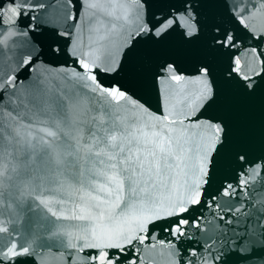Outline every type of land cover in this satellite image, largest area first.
Here are the masks:
<instances>
[{
    "label": "snow or ice",
    "instance_id": "snow-or-ice-1",
    "mask_svg": "<svg viewBox=\"0 0 264 264\" xmlns=\"http://www.w3.org/2000/svg\"><path fill=\"white\" fill-rule=\"evenodd\" d=\"M148 6L147 0H65L64 7L70 9L67 14L70 21L80 22V14L87 12L90 19L96 17L101 23L102 17L122 22L120 39L113 44L116 53L124 49L119 61L113 50L107 48L94 59L87 60L91 53L78 54V46H73L71 51L55 43L45 46L38 35L29 36V32L25 31L22 34L29 36L32 52L19 61L11 74L0 77V156L6 147L15 149L16 155L38 156L39 170L30 178L49 193L47 199L36 197L39 204L57 220L85 222L75 235L71 232L53 234L71 237L68 247L83 253L78 259L70 257L67 264H137L138 260L139 264H145L139 257L138 246L153 239L152 233L158 226L170 233L174 241L184 237L189 224L186 214L191 206L202 203L204 188L209 183L212 154L222 140L224 129L219 123H202L200 119L201 111L210 108L216 97L209 80L208 65H201L194 78L180 74L175 62H165L157 68V84L175 81L178 85L199 86L195 92L184 94L178 101L181 105L178 113H168L163 117L152 113L146 101L141 102L119 81L105 83V77L124 71L137 37L147 34L159 37L181 29L186 38L192 39L199 37L204 30V25L193 14L190 2L185 3L183 12L177 10L159 21L142 15V10ZM44 7L39 3L28 4L27 0L20 3L17 0H0V25L5 21L6 12L11 13L7 19L15 25L19 18L28 16L29 10ZM230 11L242 27L254 32L256 13L248 11L244 0L233 4ZM260 15L264 16V0H261ZM28 19L31 21L35 17L28 16ZM133 24L135 28L130 27ZM24 27L33 33L41 28L31 24ZM43 27L56 36L70 34L60 31L58 25L51 21ZM75 27L73 23L72 28ZM90 31L100 32V28L94 27ZM114 31L116 25L112 24L99 40L111 39L109 33ZM237 43L238 37L230 30L220 25L211 28L210 46L231 51ZM251 55L264 68V59H261L264 52L253 50ZM62 56L75 57L78 70L74 69L72 76L82 81L81 91L66 93L63 98L49 101L44 91L37 87L26 102L19 94L18 85L22 83L17 79L19 72L27 69L25 75L30 76L37 71L38 64L47 65ZM49 57L52 61L47 59ZM252 70L260 74L256 69ZM233 72L243 81L253 79L242 70L241 59L237 56L232 59L229 75ZM243 87L250 89L252 84L245 83ZM83 90L96 97L97 101L89 109L88 119L77 121L72 116V109L83 98ZM164 99L167 100V95ZM15 101L20 102L19 106ZM125 106H131L138 115L130 118L120 115V109ZM161 119L163 125L152 123ZM193 129L197 131L193 132ZM192 145H195V163ZM68 157L72 158L70 162ZM238 160L245 158L240 156ZM62 165L72 170L73 183L70 187L75 197L67 213L64 207L54 210L49 206L53 201L60 205L67 203L60 192L63 182L57 179L58 175L64 174L61 172ZM242 168L246 171V165ZM16 172L14 165L9 169H0V195L5 191L6 173L7 179L12 180ZM247 183V179L240 181L241 185ZM55 184H59L60 188L52 186ZM234 195L231 183L223 185L217 192V196L222 197ZM203 203L207 204V201ZM258 219L261 230L257 231L253 224L240 238L241 245H248L247 249L241 247L240 250L251 251L257 256L264 253V216ZM227 223H232V220ZM194 226L200 227L199 223ZM7 231L6 227L0 226V233ZM15 235L11 234L7 246L0 249V264H38L33 251H30L31 245L22 243L18 247ZM166 247L174 248L175 245L170 241ZM187 254L197 255L195 251ZM39 264H45L43 258ZM167 264L177 262L169 260Z\"/></svg>",
    "mask_w": 264,
    "mask_h": 264
},
{
    "label": "water",
    "instance_id": "water-1",
    "mask_svg": "<svg viewBox=\"0 0 264 264\" xmlns=\"http://www.w3.org/2000/svg\"><path fill=\"white\" fill-rule=\"evenodd\" d=\"M20 2L21 0H17V3ZM186 2L191 3L193 14L204 25L199 37L188 39L181 29H174L159 37L151 34L137 37L124 71L105 77V83L119 81L139 97L141 102L146 101L152 113L163 117L168 113H178L181 107L178 101L184 94L195 92L199 86L178 85L175 81H161L157 84V68L165 62H175L180 74L194 78L201 65H208L209 80L216 97L210 108L201 111L200 119L202 123H219L224 129L222 140L212 154L209 183L204 188L202 203L191 206L186 214L189 224L185 228V236L179 241H174L170 233L158 226L152 233L153 239L138 246L139 257L145 264H167L169 260L176 261L177 264H264V253L257 256L251 251L240 250L241 247H248L247 244L241 245L240 238L253 224L256 225L257 231L261 230L258 218L264 216V68H261L259 60L251 55L253 50L264 52V16L260 15L261 0H244L248 11L256 13L254 32L245 29L233 18L230 7L239 4L240 0H147L149 6L142 10V15L147 19L159 21L170 13L175 14L177 10L183 12ZM27 3L44 4L45 7L35 11L29 10L28 16H34L35 19L30 21L28 16H24L19 18L15 25L7 19L11 13H5V21L0 25V41H3L0 44V77L11 74L19 61L32 52L28 42L30 35H38L45 46L55 43L69 51L73 46H78V54L91 53L86 57L87 60L94 59L107 48L113 50L115 58L119 61L120 53L124 49L121 48L120 53H116L113 44L120 39V28L123 26L121 21L102 17L101 23L96 17L90 19L87 12L80 14V22L70 21L67 19L70 9L64 7L65 0H27ZM131 7L128 6L129 10ZM49 21L56 23L60 31H68L70 34L56 36L45 30L43 25ZM73 23L76 24L75 29L72 28ZM29 24L33 27L41 26L40 31L33 33L24 27ZM112 24L116 25V31L109 33L111 39L100 41L99 37L104 35ZM215 25L230 30L238 37L236 48L229 51L210 46V30ZM135 26L130 25L132 28ZM94 27H99L100 32L90 31ZM25 31L29 32V36L22 34ZM234 56L241 59L242 70L253 77L251 81H243L234 72L229 75ZM47 59L52 61L51 57ZM74 69L78 70V66L75 57L71 56H62L47 65L38 64L37 71L30 76L25 75L27 69H24L17 77L22 81L18 85L19 94L27 102L38 87L44 91L49 101H54L63 98L66 93L81 91L82 81L72 76ZM252 69H256L260 74L257 75ZM245 83H251L252 87L244 88ZM83 92L80 103L72 109V116L77 121H86L89 109L97 101V98L86 90ZM166 95L167 100L164 99ZM15 103L19 106L20 102ZM28 107L31 108V104H28ZM119 114L126 118L138 115L131 106L121 108ZM152 123L163 125L164 121L161 119ZM84 134L86 136V129ZM192 147L195 163V145ZM2 151L0 169H9L14 165L17 172L12 180L7 179L6 173L5 191L0 195V203L3 205L0 207V226L8 229L7 232L0 233V249L6 247L10 235L16 233L14 239L18 247L22 243L30 244V251H33L38 264L41 258L45 264H67L70 257H81L83 253H77L68 247L71 237L53 234L71 232L75 235L85 222L57 220L46 212L36 198L40 196L47 199L49 196L44 187L39 186V182L30 178L39 170V157L16 155L15 149L11 147ZM9 153L13 155L10 156ZM240 156L245 160H238ZM67 160L70 162L72 158L68 157ZM244 165L246 171L242 168ZM71 171L70 167L62 165L61 172L64 174L58 175L57 179L62 181L64 186L60 188L59 184L52 185L60 188L67 201L64 205L51 202L49 206L54 210L64 207L67 213L72 206L75 197L70 187L73 183ZM243 179H247L248 183L241 185L240 181ZM228 183L234 186L235 195L217 196L218 190ZM203 201H207V204ZM237 208L239 211H235ZM221 216L224 219H220ZM229 219L232 223H227ZM197 223L200 225L198 228L194 226ZM170 241L175 245L174 248L166 247ZM153 244L156 247H151ZM193 251L197 253L196 256L187 254ZM173 252L175 255H171Z\"/></svg>",
    "mask_w": 264,
    "mask_h": 264
}]
</instances>
